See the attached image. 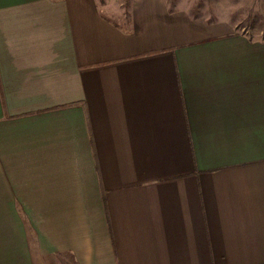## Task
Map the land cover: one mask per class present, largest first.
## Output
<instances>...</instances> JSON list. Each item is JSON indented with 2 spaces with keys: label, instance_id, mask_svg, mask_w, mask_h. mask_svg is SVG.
Masks as SVG:
<instances>
[{
  "label": "crops",
  "instance_id": "0c3cea01",
  "mask_svg": "<svg viewBox=\"0 0 264 264\" xmlns=\"http://www.w3.org/2000/svg\"><path fill=\"white\" fill-rule=\"evenodd\" d=\"M0 264H264V38L0 0Z\"/></svg>",
  "mask_w": 264,
  "mask_h": 264
},
{
  "label": "rangeland",
  "instance_id": "374dc122",
  "mask_svg": "<svg viewBox=\"0 0 264 264\" xmlns=\"http://www.w3.org/2000/svg\"><path fill=\"white\" fill-rule=\"evenodd\" d=\"M130 2L131 0H98ZM171 9H183L194 16L230 21L239 33L254 39L264 38V0H165ZM109 18L121 22L125 10L105 11Z\"/></svg>",
  "mask_w": 264,
  "mask_h": 264
}]
</instances>
